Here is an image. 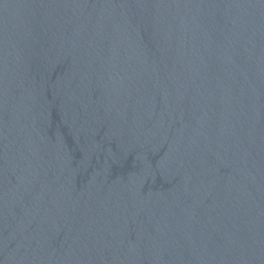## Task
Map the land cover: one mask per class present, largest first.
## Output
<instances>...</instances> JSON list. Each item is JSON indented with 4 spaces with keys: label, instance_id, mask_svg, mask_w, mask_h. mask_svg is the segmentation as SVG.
<instances>
[{
    "label": "water",
    "instance_id": "obj_1",
    "mask_svg": "<svg viewBox=\"0 0 264 264\" xmlns=\"http://www.w3.org/2000/svg\"><path fill=\"white\" fill-rule=\"evenodd\" d=\"M0 264H264V0H0Z\"/></svg>",
    "mask_w": 264,
    "mask_h": 264
}]
</instances>
